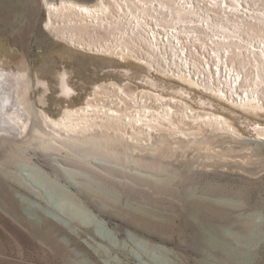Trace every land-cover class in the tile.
Here are the masks:
<instances>
[{
    "label": "rangeland",
    "instance_id": "obj_1",
    "mask_svg": "<svg viewBox=\"0 0 264 264\" xmlns=\"http://www.w3.org/2000/svg\"><path fill=\"white\" fill-rule=\"evenodd\" d=\"M60 1L0 0V65L23 81L18 103L28 118L22 134L0 136V264H264V141L251 127L264 126V112L150 69L144 51L139 61L55 37L46 4ZM118 86L223 116L237 132L162 127L147 141L107 128L53 130L44 117Z\"/></svg>",
    "mask_w": 264,
    "mask_h": 264
},
{
    "label": "bare ground",
    "instance_id": "obj_2",
    "mask_svg": "<svg viewBox=\"0 0 264 264\" xmlns=\"http://www.w3.org/2000/svg\"><path fill=\"white\" fill-rule=\"evenodd\" d=\"M46 5L45 27L57 38L99 53L133 55L139 61H145L143 54L139 56L144 51L150 69L157 66L246 113L264 112V0H96L91 6L61 0ZM53 18L68 26L55 27ZM97 32L111 39L96 45L92 36ZM15 72L0 65V134L16 136L24 132L28 118L18 103L24 84ZM63 88L70 93L67 81ZM129 89L132 97L118 86L114 96L99 93L102 98L66 109L59 119L44 117L53 130L107 128L147 141L162 127L177 132L188 125L236 131L223 116L201 114L183 101ZM251 127L264 139L263 125ZM201 208L212 216H225L220 207ZM86 251L100 260L97 252Z\"/></svg>",
    "mask_w": 264,
    "mask_h": 264
},
{
    "label": "water",
    "instance_id": "obj_3",
    "mask_svg": "<svg viewBox=\"0 0 264 264\" xmlns=\"http://www.w3.org/2000/svg\"><path fill=\"white\" fill-rule=\"evenodd\" d=\"M2 134H5V133H1L0 136H1ZM9 135H12V134H9ZM12 136H15V135H12ZM261 140L264 141V139H261ZM251 141H254V142H256L257 144L262 143V142H260L259 140H250V142H251ZM250 142H249V143H250Z\"/></svg>",
    "mask_w": 264,
    "mask_h": 264
}]
</instances>
